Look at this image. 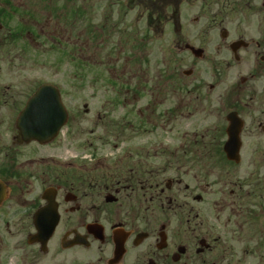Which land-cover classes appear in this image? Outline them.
<instances>
[{
  "label": "flooded vegetation",
  "instance_id": "obj_1",
  "mask_svg": "<svg viewBox=\"0 0 264 264\" xmlns=\"http://www.w3.org/2000/svg\"><path fill=\"white\" fill-rule=\"evenodd\" d=\"M0 264H264V0H0Z\"/></svg>",
  "mask_w": 264,
  "mask_h": 264
},
{
  "label": "rangeland",
  "instance_id": "obj_2",
  "mask_svg": "<svg viewBox=\"0 0 264 264\" xmlns=\"http://www.w3.org/2000/svg\"><path fill=\"white\" fill-rule=\"evenodd\" d=\"M85 54L88 56V53ZM17 56L18 57L16 58L18 59L33 58L35 60H38V65L45 64L42 68L34 67V74L42 76L44 80L58 83L61 89L66 92L67 97L68 93H70L69 98H71L73 102L76 103V101H79L78 99H76L77 94L73 95L74 93H77L78 91H85L86 94L89 93L88 83L90 79V68L88 66L75 68L68 63V58H66L65 64H59L58 54L51 51H48L46 53H43L42 51L33 52L32 55L31 53H28L29 57L27 58L17 51ZM13 58L14 54L11 59ZM83 58H85L84 54ZM81 96L84 97L85 95L83 94ZM67 150L75 151L76 148H67Z\"/></svg>",
  "mask_w": 264,
  "mask_h": 264
},
{
  "label": "water",
  "instance_id": "obj_3",
  "mask_svg": "<svg viewBox=\"0 0 264 264\" xmlns=\"http://www.w3.org/2000/svg\"><path fill=\"white\" fill-rule=\"evenodd\" d=\"M46 92H54V93H56L57 92V89L55 88V87H52V86H44V87H42L38 92H37V94L35 95V100H37V99H42L43 98V94L42 93H46ZM51 99H54L55 97H50Z\"/></svg>",
  "mask_w": 264,
  "mask_h": 264
}]
</instances>
